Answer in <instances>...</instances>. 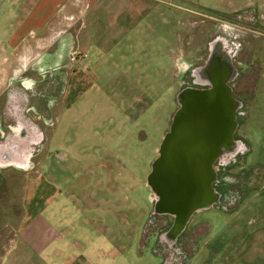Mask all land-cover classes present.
Returning a JSON list of instances; mask_svg holds the SVG:
<instances>
[{"label": "rangeland", "instance_id": "1", "mask_svg": "<svg viewBox=\"0 0 264 264\" xmlns=\"http://www.w3.org/2000/svg\"><path fill=\"white\" fill-rule=\"evenodd\" d=\"M146 8L148 10L146 9L144 13L154 18L153 24L145 25L154 29L153 46H148V39L151 37L146 35L144 42L140 39L124 41L115 53L119 55V51L124 52L127 48L129 52L136 51L140 61H147L143 53L148 47L154 55L156 52H159V55L163 53L154 40L163 38V32L166 31L168 33L166 42L169 46L176 49L178 37L180 39L179 47L175 51L177 58H180L176 68L170 67L168 74L164 75L165 71L161 77L159 71L158 80H161L152 87L150 85L153 82L147 85L144 83L146 87H140V81H137L133 84L137 87H131L132 83L128 82L129 85L126 87L116 85L111 88L105 84L107 82L105 76L111 75L110 70L92 73L84 77L86 86L77 87L75 93L69 88V92L64 95L69 103L74 98L81 99L76 103L75 108L87 98L93 103L90 108L93 115L105 113L107 123L111 120L110 127H115L119 125L114 115L115 105H111V101L107 98L117 96L131 101L133 92L150 93V99L141 97L142 102H136L127 110L128 114L136 117L142 112L145 104L152 103L134 131L130 123L133 119H124L122 114L121 122L126 120L125 125H128L126 127L129 131L128 148L124 152L126 162L119 164L112 160L107 162L111 166L106 168L95 165L96 157L102 156L103 152L72 151L70 145L73 142H64L55 133L56 127L50 122L45 124L43 118L41 124L44 137L46 135L47 139L41 148L39 147V151L30 158L29 168L23 169L16 165L0 168L2 180L0 230L6 229L4 227L9 224V235H11L13 226L18 225L17 215L25 192L45 190V185L43 187L36 184L30 189L26 183L30 177L29 173L35 174L36 170L40 169L49 181L57 183L65 193L76 194V203L73 204V200L66 204L63 202L64 207L69 206L73 209L75 205L78 207L83 205L82 207L85 208H94L95 218L111 225L113 239L126 245L131 256L135 255L136 251L150 255L152 250L161 254L160 264L182 262L183 264H264V35H257L253 39H248L249 41L246 38L249 47H253L252 50H254L253 42L257 45L256 66H253V73L245 77L246 90L248 84L255 83L256 98L247 102L248 114L242 116V126L239 131L246 138L248 148H244L243 145L242 148L238 147L240 152L237 156L231 158L227 165L218 170L221 183L219 191L222 193L220 207L213 206L196 212L186 230L176 237L177 235L169 231V227L165 228L167 216L157 213L155 194L148 181L153 159L157 156V147L170 124V114L176 102L178 84L186 79L188 42H191L192 46L200 45L208 34L213 32L215 34L216 28L221 27V20H227L225 17H231L236 13L246 12L264 24V0H150V6ZM143 27V22L137 25L138 30ZM4 43L6 44L7 41L5 40ZM23 56L21 58H27L28 63L34 61L32 56ZM243 58L250 61L248 55ZM22 64L17 62L16 67H22ZM126 67L125 73L137 80L139 76L146 74L155 75L150 70L142 74L137 71L136 66ZM122 69L124 70V67ZM20 70L18 71L20 77L26 74L35 81H31L34 82L33 84L30 82L28 89L21 87L24 89L22 91L29 94V99L23 104L24 113L30 118L39 116L41 99L42 103H48V108L50 107L55 118L60 110V106L56 105L61 98L60 85L50 84L51 86L47 88L40 87L37 83L42 77L41 73L33 70L24 74L23 69ZM173 73L177 80L174 87ZM66 74L68 73H64V78ZM94 102L97 103L96 109ZM1 108L2 99L0 111ZM33 121L41 130L40 120ZM17 130L20 129L17 127ZM26 132L24 138L27 137ZM88 143L91 144L87 141L86 144ZM86 144L81 145L87 146ZM115 154L113 153L114 159ZM51 190L54 191L53 186ZM80 194L86 199L79 200L77 195ZM89 195L92 197L87 200ZM72 219L71 216L69 221ZM177 239H182L184 246L181 245V248L169 246ZM174 245H178V242Z\"/></svg>", "mask_w": 264, "mask_h": 264}, {"label": "crops", "instance_id": "2", "mask_svg": "<svg viewBox=\"0 0 264 264\" xmlns=\"http://www.w3.org/2000/svg\"><path fill=\"white\" fill-rule=\"evenodd\" d=\"M148 6L150 0H0V100L3 98L1 93L10 86L19 91L23 90L22 88L28 89L34 79L25 73L38 71L42 76L37 83L40 87L47 88L51 86L50 84H57L62 89L61 98L56 102L60 110L55 118L50 107L48 108V103H42L40 99L39 116L33 119L40 120L42 131L41 122L44 118L45 124L50 122L56 127L55 133L64 142H73L70 145L72 151L103 152L102 156L96 157L95 165L110 167L111 164L107 162L112 160L124 164L129 131L127 124L125 125L126 120L121 122L122 114L125 115L124 119H133L130 123L134 131L152 103L145 104L142 112L136 117L128 114L127 110L136 102H142L141 97L150 99V93L133 92L131 101L125 97L107 98L111 105H115L114 115L119 122L115 127H110L111 120L107 123L105 113L93 115V111L90 110L93 103L87 98L75 108L81 99L74 98L69 103L64 95L69 92V88L75 93L77 87L86 86L84 77L92 73L110 70L111 75L105 76L107 81L105 84L111 88L116 85L126 87L129 85L128 82L132 83L131 87H137L133 85L137 81H140V87H146L153 82L150 85L152 87L161 80H158L159 71L161 77L165 71L164 75L168 74L170 67L176 68L180 58H177L175 51L179 47L180 39L178 37L176 49L169 46L166 42L168 40L166 31L163 32V38L154 40L161 48L162 54L156 52L154 55L149 47L143 53L148 62L140 61L136 51L129 52L127 48L124 50L125 53L122 51H119V55L115 53L124 41L140 39L144 42L146 35L151 37L148 39V46H153L154 29L152 26H145L153 24L154 19L144 13ZM141 22L144 27L138 30L137 25ZM253 46L254 50L251 47L248 56L253 66H256L258 51L254 42ZM22 55L32 56L34 61L28 63L27 58H21ZM17 62L20 65L23 62L22 67H16ZM126 66H136L137 71L142 74L150 70L155 75L139 76V80L130 78L125 73ZM20 69H23L25 76H19ZM121 71L122 73H118ZM53 73L56 75L55 78L52 76ZM64 73H68L66 78ZM172 78L174 87L177 81L175 73L172 74ZM179 85L180 83L178 87ZM248 89L251 91L250 95L253 90L252 99H255V83L248 84ZM96 108L97 103L94 106V109ZM6 127L17 131L12 119L3 116L0 111V136ZM87 141L91 144L87 145ZM83 143L87 146H82ZM113 153H116L115 159ZM66 156L68 157V154ZM6 167L8 166L0 165V168ZM29 174V180H25L27 186L31 189L36 184L43 187L45 185V190L25 192L21 199L20 211L18 215L16 214L18 225L13 226L11 235L9 224L4 227L6 229L0 230L1 264L161 263V254L152 250L150 255L137 251L135 255H129L128 247L113 239L111 225L95 218L94 208H85L83 205L79 207L75 205L73 209L69 206L64 207V204L70 203L71 200L73 204L76 203V194L65 193L57 183L49 181L40 169L36 170L35 174ZM1 182L2 180L0 184ZM51 186L54 187V191L51 190ZM77 197L79 200L86 199L81 194ZM90 197L92 196H87V200ZM71 216L73 219L69 221ZM178 240L174 241L178 242V245L173 243L169 246L181 248L184 243L182 239Z\"/></svg>", "mask_w": 264, "mask_h": 264}, {"label": "flooded vegetation", "instance_id": "3", "mask_svg": "<svg viewBox=\"0 0 264 264\" xmlns=\"http://www.w3.org/2000/svg\"><path fill=\"white\" fill-rule=\"evenodd\" d=\"M225 18L215 34H208L200 45L188 42L186 79L178 87L169 127L148 175V181H154V187L149 185L157 213L167 216L165 228L176 237L196 212L220 207L218 170L237 156L238 147L248 148L239 131L242 116L248 114L247 102L254 97L253 90L250 95L245 87L253 62L243 57L251 50L248 39L264 35V24L246 12ZM1 94L2 115L9 116L20 130L6 127L0 136V150L16 145L21 154L35 155L45 137L23 111L29 94L11 86ZM24 128L26 138L21 131ZM188 166L196 169L194 176Z\"/></svg>", "mask_w": 264, "mask_h": 264}, {"label": "water", "instance_id": "4", "mask_svg": "<svg viewBox=\"0 0 264 264\" xmlns=\"http://www.w3.org/2000/svg\"><path fill=\"white\" fill-rule=\"evenodd\" d=\"M26 132L25 129L22 130V133ZM32 153H27L26 155L21 154L18 151L17 146H3L0 150V165L1 166H9L16 165L19 168L27 169L30 166V158L32 157ZM187 168H190L189 166ZM188 172L192 171V175L196 174V169H189ZM149 184L154 187V181L152 178L149 179Z\"/></svg>", "mask_w": 264, "mask_h": 264}]
</instances>
